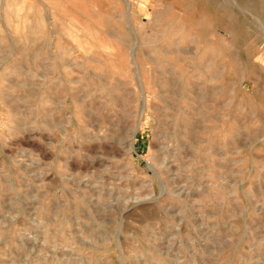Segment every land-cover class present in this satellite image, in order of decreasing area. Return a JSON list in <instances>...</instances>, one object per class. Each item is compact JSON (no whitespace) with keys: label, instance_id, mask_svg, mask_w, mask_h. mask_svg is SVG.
<instances>
[{"label":"rangeland","instance_id":"374dc122","mask_svg":"<svg viewBox=\"0 0 264 264\" xmlns=\"http://www.w3.org/2000/svg\"><path fill=\"white\" fill-rule=\"evenodd\" d=\"M0 264H264V0H0Z\"/></svg>","mask_w":264,"mask_h":264}]
</instances>
